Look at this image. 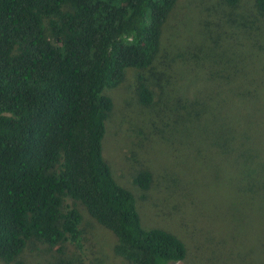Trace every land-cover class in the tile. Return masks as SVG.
I'll list each match as a JSON object with an SVG mask.
<instances>
[{"label":"trees","instance_id":"trees-1","mask_svg":"<svg viewBox=\"0 0 264 264\" xmlns=\"http://www.w3.org/2000/svg\"><path fill=\"white\" fill-rule=\"evenodd\" d=\"M179 1L0 0L1 264H26L22 253L34 243L59 254L67 243L79 248L77 205L115 237L112 251L127 264L185 259L186 247L174 232L141 225L132 193L117 183L102 153L115 109L105 91L119 89L131 71L143 108L170 101L163 109L166 126L182 134L191 149L200 147L201 155L214 146L208 138L212 129L200 120L216 124L220 106L195 98L186 102L184 95L176 109L172 92L156 103L147 87L163 29ZM224 2L230 7L239 0ZM254 6L264 16V0H254ZM221 151L226 152L223 146ZM178 182L163 186L157 201L182 191ZM132 183L144 199L155 181L145 169ZM242 193L239 188L234 197ZM67 199L72 207L64 205ZM171 211L164 210L167 216Z\"/></svg>","mask_w":264,"mask_h":264},{"label":"rangeland","instance_id":"rangeland-1","mask_svg":"<svg viewBox=\"0 0 264 264\" xmlns=\"http://www.w3.org/2000/svg\"><path fill=\"white\" fill-rule=\"evenodd\" d=\"M146 80L156 103L172 92L176 109L184 95L186 102L195 98L221 109L216 124L200 120L212 129L208 138L215 146L201 155L200 147L191 149L182 134L166 126L163 109L170 101L149 109L140 105L134 72L119 89L105 91L115 109L102 153L117 183L132 193L141 225L165 227L183 241L186 257L176 264H264V16L254 0L230 7L224 0H180ZM145 169L155 183L142 199L132 179ZM176 178L184 189L170 188L173 198L157 201L161 188L174 186ZM239 188L243 193L234 197ZM72 204L67 199L64 205ZM76 208L82 216L79 248L67 243L59 254L34 243L22 253L25 263L127 264L112 251L115 237L82 206ZM164 210L172 211L167 216ZM177 211L179 217L172 216Z\"/></svg>","mask_w":264,"mask_h":264}]
</instances>
